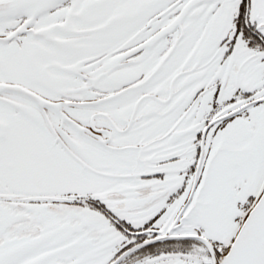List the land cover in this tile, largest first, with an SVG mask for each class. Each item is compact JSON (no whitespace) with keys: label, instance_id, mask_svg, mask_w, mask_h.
<instances>
[{"label":"snow or ice","instance_id":"6c2138e0","mask_svg":"<svg viewBox=\"0 0 264 264\" xmlns=\"http://www.w3.org/2000/svg\"><path fill=\"white\" fill-rule=\"evenodd\" d=\"M0 264H264V0H0Z\"/></svg>","mask_w":264,"mask_h":264}]
</instances>
